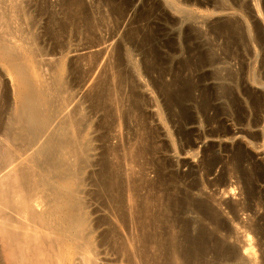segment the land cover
I'll return each mask as SVG.
<instances>
[{
  "label": "rangeland",
  "instance_id": "374dc122",
  "mask_svg": "<svg viewBox=\"0 0 264 264\" xmlns=\"http://www.w3.org/2000/svg\"><path fill=\"white\" fill-rule=\"evenodd\" d=\"M64 1L0 0V182L4 184L2 177L19 164L30 159L36 162L40 158L43 160V147L37 149L36 154L37 147L20 156L13 154L15 151L6 136L18 106L17 86L21 77L25 76L35 83L41 79L50 83L59 67H63L62 76L57 78L61 77L65 83L60 96L65 103V110L60 116L68 121L64 132L74 137L78 131L70 121H79V145L85 147L83 161L77 164L75 172L64 170L62 173L66 180L73 177L77 180V198L86 216L85 227L79 230L81 237L76 238L74 231L58 232L59 221L54 216L47 217L54 233L46 229L43 231V224L36 225L39 239L36 243L43 251V261L34 264H247L246 260L248 264H264V113L260 109L264 103V67L260 60L264 48V0H240L243 3L231 0L232 3H227L226 13L221 14L213 12V8L217 7L214 0H191L197 4L193 6H186L185 0H82L84 10L92 20V28L80 23L76 29L68 23L67 29L55 36L53 32L57 31L58 23L65 21L69 13ZM180 9L186 10L191 17L193 15L195 21L183 19ZM177 11L180 12L177 14ZM229 19L239 27L243 26L240 29L246 36L250 31V35L260 37L256 45L248 44L247 52L241 48V54L238 52L240 57L228 58L230 54L224 46L227 34L218 33L215 28L216 24ZM4 48L8 52L3 51ZM133 66L144 75H135V83L141 87L135 90L139 96L137 103L141 100L143 106L139 107V113L132 111L133 116L126 117L123 111L130 109L137 100L130 96L133 95L131 85L128 87L127 84L123 88L121 107L115 106L112 109L115 115L111 113L112 118L106 117L103 111L96 109L95 86L109 78L112 84L121 73H130ZM228 71L233 74L234 80H226ZM216 74L219 76L216 77ZM254 76L261 78L260 85L252 83L250 78L255 79ZM186 81L191 82V90L188 98L182 95L179 104L173 106L161 96L159 85L177 88ZM125 100H131V103ZM168 105L172 107L168 108ZM255 115L260 116L259 121ZM60 116L55 125L63 122ZM142 124L148 133L151 132V145L155 152L151 155L153 157L146 159V163L142 160L135 163L132 162V152L137 148V137L144 132L140 130ZM6 148L12 154L8 160L2 156ZM109 149H116L122 162V180L127 186H123V212L121 209L113 212L103 202L95 185L101 159L112 160ZM38 150L40 157L37 156ZM74 160L73 156H69L71 163ZM54 170V165L46 163L42 174L48 176L54 174ZM159 170L170 180L167 186L157 184L156 191L177 200L173 204L174 209L172 207L171 213H168V221L157 233L168 243L170 238H175L174 242H180L182 249H186L184 246L189 249L196 241L194 245L197 247L191 248V255L185 254L186 249V252L184 250L182 254L173 256L168 245L166 251L164 246L152 243L145 246L139 240L141 231L135 219L132 185L143 176L145 180L155 182ZM46 192L39 200L42 202L41 208H38V211H43L41 214L50 208L48 205L45 208L51 195L48 190ZM237 205L240 208L234 210ZM207 210L212 211L208 214ZM5 212L12 214L8 210ZM12 215V219L17 220ZM1 244L0 240V264H10ZM244 249L252 254L250 261L251 256L243 255ZM231 250L237 252L235 256L242 255L238 261H233L235 256L231 258Z\"/></svg>",
  "mask_w": 264,
  "mask_h": 264
},
{
  "label": "bare ground",
  "instance_id": "6f19581e",
  "mask_svg": "<svg viewBox=\"0 0 264 264\" xmlns=\"http://www.w3.org/2000/svg\"><path fill=\"white\" fill-rule=\"evenodd\" d=\"M14 1V0H13ZM217 7L213 8V12H219L221 14L228 10L227 3L231 0H214ZM238 1V0H232ZM240 1V0H239ZM184 2V1H183ZM186 2V3H185ZM186 6H193L197 4H193L191 0H185ZM243 3L242 1H240ZM197 3V2H196ZM214 3V2H213ZM232 3V2H231ZM237 3V2H236ZM64 6L66 7L67 13L66 20L63 22L58 23L57 31L53 32L55 36H58L59 33L64 32L67 27L68 23L71 24L74 28L77 29L79 27V24L82 23L83 26L85 25L87 28H92V20L90 19V16L86 14L84 7L82 5V0H66L64 1ZM179 4V3H178ZM210 4V3H209ZM257 4V3H256ZM259 4V2H258ZM257 4V5H258ZM184 5V6H185ZM212 6V4H210ZM235 5V4H233ZM239 5H241L239 3ZM237 5V8H239ZM260 5V4H259ZM243 6V5H242ZM240 6V8L242 7ZM201 7V6H200ZM214 7V6H213ZM236 7V6H235ZM189 8V7H188ZM234 8V7H233ZM185 9V8H184ZM207 9V8H206ZM209 9V8H208ZM261 9V7H260ZM230 10V9H229ZM232 10V9H231ZM236 10V9H235ZM238 10V9H237ZM242 10V9H241ZM258 10V9H257ZM181 11V9H180ZM179 11V12H180ZM185 11V12H183ZM240 11V10H238ZM259 11V10H258ZM257 11V12H258ZM177 11V14L179 13ZM186 10H182L181 14L184 15L182 18H186L188 20L193 21V15L192 17L189 15V13H186ZM253 12V11H252ZM226 13V12H225ZM244 13V12H243ZM251 13V12H249ZM262 13V12H261ZM180 14V15H181ZM259 14V12H258ZM244 15V14H243ZM260 15V14H259ZM241 16V15H240ZM262 16V15H261ZM197 17V15H196ZM252 17V16H251ZM200 18V17H199ZM202 18V17H201ZM235 18V17H234ZM52 19V18H51ZM196 18H194L195 21ZM263 19V18H262ZM80 22H79V21ZM241 20V19H240ZM250 20V19H249ZM257 20V19H256ZM193 21V22H194ZM204 21V19L202 20ZM235 21V19H234ZM52 22V20H50ZM237 22V20H236ZM235 22V23H236ZM240 22V21H239ZM247 22V21H246ZM209 23V22H208ZM241 23V22H240ZM250 23V22H249ZM252 24V23H251ZM257 24V23H256ZM184 25V24H183ZM196 25V23H195ZM242 25V24H241ZM204 26V25H203ZM200 27V26H199ZM208 27V26H207ZM214 27V25H213ZM243 28V26L239 27V24H234L232 20H223L222 22L216 24L215 28L218 31V33H226V40H225V49L227 52H229L230 55H228V58H235L240 57L238 55V52L243 50V52H247V46L248 44H255L258 41L259 36H252L245 35L243 29L241 31L240 28ZM247 27V24H246ZM209 28V27H208ZM211 28V27H210ZM239 28V29H238ZM250 28V27H248ZM257 28V27H256ZM197 29V26H196ZM201 29V28H200ZM237 29V30H236ZM245 29V28H244ZM247 29V28H246ZM248 30V29H247ZM194 31V30H193ZM215 31V30H214ZM246 32V31H245ZM209 33V32H208ZM216 33V34H218ZM257 33V32H256ZM201 34V33H200ZM204 34V33H203ZM202 34V35H203ZM225 34V35H226ZM219 35V34H218ZM254 35V34H253ZM220 36V35H219ZM218 36V37H219ZM222 36V35H221ZM209 37V36H208ZM214 37V36H213ZM200 38V37H199ZM207 38V37H206ZM205 38V39H206ZM260 38V37H259ZM215 39V38H214ZM262 39V38H261ZM203 41V40H202ZM208 41V40H207ZM205 41V43L207 42ZM215 41V40H214ZM210 42V41H209ZM216 42V41H215ZM224 42V41H221ZM202 43V42H201ZM212 44V43H211ZM251 44V45H252ZM216 45V43H215ZM256 45V44H255ZM260 45V43L258 44ZM209 46V45H206ZM213 46V45H212ZM221 46V45H220ZM261 46V45H260ZM263 46V45H262ZM210 47V46H209ZM250 47V45H249ZM2 48V47H1ZM214 48V47H213ZM236 51H232V49ZM262 48V47H258ZM3 49V48H2ZM203 49V48H202ZM211 49V48H210ZM7 51V49L4 48L3 51ZM205 50V49H204ZM209 50V49H208ZM215 50V49H214ZM241 50V52H242ZM8 52V51H7ZM206 52V51H205ZM209 52V51H208ZM226 52V53H227ZM261 52V50L259 51ZM212 53V52H211ZM240 53V52H239ZM224 54V53H223ZM241 54V53H240ZM209 55V54H208ZM245 55H248L246 53ZM256 55V54H255ZM260 55V54H259ZM261 64L262 67H264V48H262V54H261ZM15 56V55H12ZM10 57V56H9ZM216 57V56H215ZM259 57V56H258ZM11 58V57H10ZM212 58V57H211ZM218 58V57H217ZM227 58V59H228ZM247 58V57H246ZM13 59V58H12ZM242 59V58H241ZM257 59V58H256ZM212 60V61H211ZM210 61L213 62V59ZM215 60V59H214ZM230 60V59H229ZM249 60V59H248ZM216 61V60H215ZM228 61V60H227ZM226 61V62H227ZM231 61V60H230ZM246 61V60H245ZM201 62V61H200ZM223 62V61H222ZM234 62H236L234 60ZM242 62V61H241ZM214 63V62H213ZM212 63V64H213ZM216 63V62H215ZM218 63V62H217ZM216 63V64H217ZM231 63V62H230ZM227 62V64H230ZM233 63V62H232ZM223 64V63H222ZM225 64V63H224ZM237 64V63H236ZM210 65V64H209ZM227 66V65H226ZM249 66V65H247ZM244 67V66H243ZM62 68V69H61ZM59 67L58 73L54 74V78L51 80L50 83L43 81L42 79L39 80L37 83L34 81H31L30 79H27L24 77H21L18 81V90H17V109L14 114V118L9 125L6 136L9 141V144L13 146V150L15 151L13 154L20 156L23 152L27 153L30 150H32L34 147L36 148V151L34 152L36 154L37 149L43 147L44 151L41 153L42 155V161L41 158L40 161L36 162L33 159L27 160V163H21L15 168L11 169L5 176L2 177V180H5V183L3 184L0 182V207H3L5 210H8L12 212V214L15 215L17 220L12 219V214L8 213V215L3 214L2 208L0 210V240L1 243H3L5 247V252L7 254V259L10 262V264H34L35 263H42L43 261V251L40 248V244L38 245L36 242L37 240V233H36V226L38 223L41 225L43 224V231L45 229L49 231V233H54L53 228L50 226V219L47 217L54 216L58 221L59 224L56 227V230L58 232H71L74 231V235L77 238L81 237V232L79 230L86 224L85 214L81 211L80 201L77 198L76 193V178H70L65 179L63 177L62 173L64 170H69L75 172V168L78 167V163L83 161V156L85 152V147L82 148L79 145V138H80V130H78L79 127V121L73 120L70 121L72 126L76 128L78 131L77 134L74 137H71L69 134L65 133V125L68 123L67 119L65 117L62 119L60 115L65 110V103L61 99V94L63 93L65 89V83L62 81V78H57L59 76H62L63 73H61L63 67ZM137 69V70H136ZM226 69V68H225ZM263 70V69H262ZM230 71V70H229ZM228 71V74H225V77L228 78L226 80L233 79V74H230ZM126 72V71H124ZM214 72V71H213ZM223 72V71H221ZM233 72V71H232ZM235 72V69H234ZM241 72V70H240ZM243 72V71H242ZM241 72V73H242ZM248 72V71H247ZM61 73V74H60ZM239 74V73H238ZM262 74V73H261ZM135 75L137 77H141L143 75L142 72L138 71V68L132 67V71L130 73H121L118 75L116 80L111 84L110 78L108 80H103L100 83H97V85L94 88L95 96H96V109L103 111L106 115L111 117V113L113 115L112 109L116 108L115 106L121 107L122 101V95L123 94V88L125 85L129 84L130 92L134 96L133 98L136 100L134 103L131 104L130 109L127 111H123L126 117H131L132 111L138 112L139 107L143 106L142 101L139 104L138 101V94L135 93L136 89H139L138 85H136L135 81ZM235 75V74H234ZM144 76V75H143ZM219 76V75H218ZM216 74V77H218ZM223 76V75H222ZM236 76V75H235ZM240 76V75H239ZM213 77V76H212ZM237 77V76H236ZM250 77V76H249ZM255 79L250 78L252 83H255V85H260V79H256V76H254ZM258 77V75H257ZM220 78V77H219ZM218 78V81H219ZM238 78V77H237ZM236 78V79H237ZM264 78V77H262ZM222 79V78H221ZM224 79V78H223ZM234 80V79H233ZM239 80V79H238ZM223 82V81H222ZM227 82V81H226ZM235 82V81H234ZM238 82V81H237ZM138 83V82H137ZM231 83V82H230ZM222 84V83H221ZM262 84V83H261ZM157 85V84H156ZM239 85V84H238ZM158 86V85H157ZM161 90V96H164L168 103H170L174 106L176 103H180L182 99V95L188 98L190 90H191V82L186 81L181 83V85L177 88H171L172 85H159ZM227 86V85H226ZM224 87V86H223ZM159 88V89H160ZM233 89V88H232ZM219 90V88H218ZM230 90V89H229ZM130 93V94H131ZM221 93V92H219ZM227 94V93H226ZM258 96V95H257ZM139 97V96H138ZM219 97V96H218ZM221 97V96H220ZM190 98V97H189ZM262 98V97H261ZM126 99V98H125ZM141 99V98H139ZM163 99V98H162ZM165 99V102H166ZM260 99V98H259ZM224 100V99H223ZM257 100V99H256ZM129 101L131 103V100H125ZM124 101V102H125ZM144 101V100H143ZM183 101V100H182ZM133 102V100H132ZM229 102V101H228ZM255 102V100H254ZM257 102V101H256ZM259 102V101H258ZM126 103V102H125ZM128 103V104H129ZM166 102V104H168ZM178 103V104H179ZM208 103V102H207ZM263 103V101H262ZM177 104V105H178ZM234 104V103H233ZM250 104V103H249ZM256 104V103H254ZM261 104V103H259ZM257 103V105H259ZM124 105V104H123ZM130 105V104H129ZM156 106V105H155ZM171 106V105H170ZM168 105V108H170ZM180 106V105H178ZM231 106V105H230ZM255 108L257 109L256 105ZM172 107V106H171ZM202 107V106H201ZM206 107V106H205ZM204 107V108H205ZM229 107V106H228ZM235 107V106H234ZM158 108V106H157ZM224 108V107H223ZM231 108V107H230ZM253 108V109H255ZM259 108V107H258ZM118 109V108H117ZM235 109V108H234ZM260 109L264 113V103L260 105ZM116 110V109H115ZM113 110V111H115ZM157 110V109H156ZM204 110V109H203ZM206 110V109H205ZM260 110V111H261ZM120 111V109H119ZM141 111V110H140ZM181 111V110H180ZM226 111V110H225ZM254 111V110H253ZM256 111V110H255ZM156 112V111H155ZM159 113V111H157ZM161 112V111H160ZM236 112V111H235ZM244 112V111H243ZM259 112V110H258ZM139 113V112H138ZM257 113V112H256ZM255 113V114H256ZM260 113V112H259ZM142 114V113H140ZM138 114V115H140ZM233 114V113H232ZM242 114V113H241ZM245 114V113H244ZM253 114V113H252ZM103 115V116H104ZM115 115V114H114ZM113 115V116H114ZM159 115V114H158ZM240 115V114H239ZM258 115V114H256ZM255 115V117H256ZM264 115V114H263ZM61 117L60 121L55 125V120L58 117ZM133 116V115H132ZM160 116V115H159ZM140 117V116H138ZM142 117V116H141ZM140 117V118H141ZM264 117V116H263ZM112 118V117H111ZM114 118V117H113ZM235 118V117H234ZM245 118V117H244ZM258 121L260 120V116L256 117ZM106 119V118H105ZM142 119V118H141ZM251 119V118H250ZM113 120V119H112ZM161 121V119H160ZM114 122V121H113ZM256 122V121H255ZM144 123V122H143ZM160 123V122H159ZM248 123V122H247ZM252 123L251 121L249 122ZM248 123V124H249ZM257 123V122H256ZM110 124V123H109ZM239 124V123H238ZM247 124V125H248ZM253 124V123H252ZM106 125V124H105ZM244 125V123H243ZM242 125V126H243ZM112 126V124H111ZM253 126V125H251ZM256 126V124H255ZM253 126V127H255ZM109 127V125H108ZM162 127V126H161ZM250 127V126H248ZM145 125H140V130L144 131L142 134L137 137V144L132 152V162H138L143 161L146 163V159L150 157L154 152L153 145H151V132L148 133L147 130H145ZM243 128V127H242ZM108 129V128H107ZM150 130V129H149ZM249 130V129H248ZM261 132V131H258ZM156 133V132H155ZM153 135V134H152ZM258 135V134H257ZM251 136V135H250ZM249 136V137H250ZM170 140V139H169ZM255 141V140H254ZM170 142V141H169ZM153 144V143H152ZM173 144V143H172ZM188 144V143H187ZM155 145V144H154ZM135 146V144H134ZM111 147V146H110ZM107 148V147H106ZM109 148V147H108ZM117 148V147H116ZM111 149V148H110ZM109 149V150H110ZM42 150V149H40ZM38 150V153L39 151ZM108 150V149H107ZM106 150V152H107ZM109 152V151H108ZM112 154H111V153ZM110 155L112 156V160L109 161L107 159H101V167L97 174V178L95 181V185L97 187V192L104 203L109 205L111 207L113 212H116L117 210H120L122 207V199H123V180L121 175V170L123 172V169H121V159L118 156V152H116V149L110 150ZM11 151L6 148L3 152V158L5 160H8L10 156H12ZM107 154V153H106ZM105 154V155H106ZM127 154V153H126ZM239 154V153H238ZM34 155V154H33ZM39 154H37L38 157ZM104 155V154H103ZM104 155V157H106ZM131 155V153L129 154ZM127 155V156H129ZM69 156H73L75 158L74 163H71L69 161ZM126 156V157H127ZM36 157V155L34 156ZM153 157V156H151ZM244 157V156H243ZM30 158V157H29ZM33 158V157H32ZM123 158V157H122ZM131 158V156H130ZM239 158V157H238ZM124 160V159H123ZM145 160V161H144ZM150 161V160H149ZM154 161V160H153ZM238 161V160H237ZM241 161V159H240ZM243 162V161H242ZM46 163H50L55 166L54 174H49L48 176H44L42 173L44 166ZM165 163V162H164ZM128 164V163H127ZM158 164V163H157ZM139 165V164H138ZM153 165V164H152ZM238 165V164H237ZM143 166V165H142ZM141 167V165H140ZM155 167V166H154ZM54 168V167H52ZM136 168V167H135ZM142 168V167H141ZM165 168V167H164ZM166 169V168H165ZM209 169V168H208ZM237 169V168H236ZM158 170V169H157ZM213 170V168H212ZM257 170V169H256ZM143 171V169H142ZM140 171V172H142ZM245 171V170H244ZM249 171V170H248ZM161 172L163 171H157V177L155 182L148 180H145V177L143 175V178L140 177L139 181L133 182V190H134V208L136 212V224L139 226V231H141V234L139 236V240H141L144 245L152 243L154 246L163 247L164 250H166V246H169L170 253L175 256L177 254H182L188 246H184L186 249H182L177 242H174L175 238H170L171 244L167 242L164 238H159L157 231L161 229L163 224H165L168 221V213L171 211V208L173 207L174 202L177 200L172 196L168 195H160L158 191H156L157 187L156 185H166L168 184L169 180L166 179V177L169 178V176H164ZM229 172V171H228ZM143 173V172H142ZM226 173V172H225ZM131 174V173H130ZM129 174V175H130ZM141 174V173H140ZM254 174V173H253ZM135 175V174H134ZM139 175V174H138ZM145 175V174H144ZM210 175V174H208ZM264 175V174H263ZM262 175V176H263ZM128 176V175H126ZM235 176V175H234ZM245 176V175H244ZM134 177V176H133ZM240 177V176H239ZM238 177V178H239ZM220 178V177H219ZM233 178V177H232ZM138 179V178H137ZM231 179V178H230ZM240 179V178H239ZM242 179V178H241ZM233 180V179H232ZM254 180V179H253ZM168 181V182H167ZM231 181V180H230ZM247 181V180H246ZM172 182V181H171ZM219 182V181H218ZM221 182V181H220ZM50 185H49V184ZM127 183V182H126ZM175 183V182H174ZM195 183V182H194ZM193 183V184H194ZM216 183V181H215ZM226 183V182H225ZM230 184V183H228ZM244 184V183H243ZM261 184V183H260ZM47 185V186H46ZM196 185V184H194ZM245 185V184H244ZM126 186V185H125ZM130 186V185H129ZM128 186V187H129ZM167 186V185H166ZM221 186V185H220ZM233 186V185H232ZM127 187V186H126ZM162 187V186H160ZM200 187V186H199ZM216 187V186H215ZM228 187V185H227ZM236 185L234 186L235 189ZM176 188V187H175ZM197 188V187H196ZM202 188V187H201ZM229 188V187H228ZM245 188V187H244ZM248 188V187H247ZM218 189V188H217ZM216 189V190H217ZM222 188H220L221 190ZM227 189V188H226ZM243 189V188H242ZM51 193L49 196V199L47 201L46 206L48 205L50 208L45 211L44 214H41L43 211H38V208H41L42 202L39 200L42 199V194H46L47 191ZM145 191L142 194V191ZM166 190V189H165ZM169 190V189H168ZM174 190V189H173ZM176 190V189H175ZM178 190V189H177ZM189 190V189H188ZM192 190V189H191ZM229 190V189H228ZM127 191V190H126ZM231 191V190H230ZM236 191V190H234ZM238 191V190H237ZM217 192V191H216ZM223 192V191H222ZM225 192V191H224ZM228 192V191H227ZM128 193V191H127ZM126 193V194H127ZM193 193V192H192ZM204 193V192H203ZM40 194V195H39ZM130 194V193H129ZM128 194V195H129ZM199 194V193H198ZM216 194V193H215ZM238 194V193H237ZM242 194V193H241ZM247 194V193H246ZM249 194V193H248ZM128 197V196H127ZM205 197V196H204ZM215 197V196H214ZM233 197V196H232ZM133 198V197H132ZM193 198V197H192ZM203 198V197H202ZM206 198V197H205ZM237 198V197H236ZM252 198V196H251ZM131 199V198H130ZM129 199V200H130ZM208 199V198H207ZM216 199V198H215ZM246 199V198H245ZM127 200V199H126ZM128 200V201H129ZM186 200V198H185ZM214 200V199H213ZM238 200V199H237ZM127 201V202H128ZM210 201V200H209ZM208 201V202H209ZM212 201V200H211ZM251 201V200H250ZM102 202V203H103ZM125 202V201H124ZM197 202V201H196ZM207 202V201H206ZM246 202V201H245ZM192 203V202H191ZM205 203V202H204ZM237 203V202H236ZM249 203V202H248ZM256 203V202H255ZM132 204V203H131ZM177 203H175L176 205ZM199 204V203H198ZM208 204V203H207ZM211 204V203H210ZM214 204V202H213ZM250 204V203H249ZM103 205V204H102ZM106 206V205H105ZM133 206V205H132ZM222 206V204H221ZM244 206V205H243ZM103 207V206H102ZM190 207V206H189ZM223 207V206H222ZM258 207V206H257ZM262 207V206H261ZM107 208V207H106ZM105 208V209H106ZM127 208V207H126ZM132 208V207H131ZM130 208V209H131ZM213 208V207H212ZM237 208H240L239 205L234 206V210ZM245 208V207H244ZM128 209V208H127ZM174 209V207H173ZM208 209V207H207ZM253 209V207H252ZM256 209V208H255ZM110 210V209H109ZM179 210V208H178ZM201 210V208H200ZM206 210V209H205ZM220 210V208H219ZM38 211V212H37ZM122 211V209L120 210ZM132 211V210H131ZM198 211V210H197ZM208 214L211 213L210 210H207ZM239 211V210H238ZM3 212V213H2ZM123 212V211H122ZM240 212V211H239ZM171 213V212H170ZM190 213V212H189ZM199 213V211H198ZM201 213V212H200ZM11 214V217H10ZM214 214V213H213ZM223 214V213H222ZM240 214V213H239ZM256 214V213H255ZM124 215V214H123ZM134 215V214H133ZM200 215V214H199ZM216 215V214H215ZM258 215V214H257ZM197 216V215H196ZM211 216V215H210ZM221 216V215H220ZM230 216V215H229ZM227 216V217H229ZM246 216V215H245ZM248 216V215H247ZM254 216V215H253ZM256 216V215H255ZM121 217V216H120ZM133 217V216H132ZM171 217V216H170ZM234 217V216H233ZM243 217V216H242ZM175 218V217H174ZM211 218V217H210ZM220 218V217H219ZM254 218V217H253ZM259 218V217H258ZM123 219V218H122ZM133 219V220H135ZM178 219V218H177ZM190 219V218H189ZM224 219V217H223ZM231 219V218H230ZM24 220V221H23ZM124 220V219H123ZM199 220V219H198ZM210 220V219H209ZM240 220V219H239ZM25 223H23V222ZM171 221V218H170ZM174 221V219H173ZM178 221V220H177ZM233 221V220H232ZM237 221V220H236ZM242 221V220H241ZM190 222V221H189ZM202 222V221H201ZM205 222V221H204ZM207 222V219H206ZM219 222V221H218ZM234 222V221H233ZM124 223V222H123ZM174 223V222H173ZM212 223V222H211ZM235 223V222H234ZM134 224V223H133ZM195 224V223H194ZM215 224V223H214ZM232 224V223H231ZM237 224V223H236ZM253 224V223H252ZM169 225V223H168ZM222 225V224H221ZM224 225V224H223ZM227 225V224H226ZM42 226V225H41ZM40 226V230H41ZM166 226V225H165ZM193 226V225H192ZM237 226V225H236ZM235 226V227H236ZM241 226V224H240ZM243 226V225H242ZM241 226V227H242ZM259 226V225H258ZM32 227L33 229H31ZM202 227V226H201ZM207 227V226H206ZM215 227V226H214ZM239 227V226H238ZM247 227V226H246ZM195 228V227H194ZM243 228V227H242ZM39 229V228H37ZM241 229V228H239ZM38 230L37 232H40ZM116 230V229H115ZM165 230V229H164ZM187 230V229H186ZM196 230V229H195ZM194 230V231H195ZM207 230V229H206ZM238 230V229H237ZM245 230V229H244ZM42 231V232H43ZM148 231V232H147ZM172 231V230H171ZM190 231V230H189ZM201 231V230H200ZM209 231V230H208ZM213 231V230H212ZM251 231V230H250ZM258 231V230H257ZM260 231V230H259ZM160 232V231H159ZM218 232V231H217ZM222 232V231H221ZM238 232V231H237ZM249 233V232H248ZM264 233V232H263ZM172 234V233H171ZM195 234V233H194ZM231 234V233H230ZM241 234V232H240ZM244 234V233H243ZM247 234V233H246ZM254 234V233H253ZM199 235V234H198ZM214 235V233H213ZM249 235V234H248ZM251 235V234H250ZM193 236V235H192ZM202 236V235H201ZM243 236V235H242ZM246 236V235H245ZM168 237V236H167ZM181 237V236H180ZM213 237V236H212ZM219 238V237H218ZM243 238V237H242ZM178 239V238H177ZM176 239V240H177ZM201 239V238H200ZM216 239V238H215ZM162 240V241H161ZM180 240V239H179ZM204 240V239H202ZM232 240V239H231ZM241 240V239H240ZM246 240V239H245ZM220 241V240H219ZM250 241V240H249ZM39 242V241H38ZM244 242V241H243ZM246 242V241H245ZM41 243V242H40ZM189 243V242H188ZM196 243V241L194 242ZM193 243V246L189 247L187 249V255H191L193 252V248L195 245ZM217 243V242H216ZM223 243V242H222ZM236 243V242H235ZM234 243V244H235ZM251 243V242H250ZM151 244V245H152ZM2 245V244H1ZM2 245V246H3ZM191 245V244H190ZM217 245V244H216ZM241 245V243H240ZM239 245V246H240ZM146 246V245H145ZM226 246V245H225ZM243 246V245H242ZM251 246V245H250ZM197 247V246H195ZM241 247V246H240ZM249 247V246H248ZM239 248V247H238ZM162 249V250H163ZM236 249V248H235ZM158 250V249H157ZM237 250V249H236ZM241 250V249H240ZM245 250V249H244ZM167 251V250H166ZM192 251V252H191ZM198 251V250H197ZM252 251V250H251ZM202 252V251H200ZM210 252V250H209ZM227 252V251H226ZM230 252V251H229ZM244 256L247 257L251 256L249 250H245ZM168 253V252H167ZM169 253V255H170ZM195 253V252H194ZM183 254V255H185ZM203 254V253H202ZM226 254H229L228 252ZM232 257L237 254V252H232ZM261 254V253H260ZM168 256V255H167ZM204 256V255H203ZM242 256V255H240ZM239 255L235 256L236 258L233 259V261L237 259H240ZM226 257V256H225ZM248 257V258H249ZM192 258V257H191ZM230 259V257H227ZM245 258V257H243ZM252 256L249 258V261L251 260ZM263 258V257H262ZM261 258V260H262ZM174 259V258H173ZM255 259V258H254ZM194 260V259H193ZM198 260V259H197ZM205 260V259H204ZM241 260H246L242 259ZM257 260V259H256ZM260 260V261H261ZM248 264V260H246ZM231 262V261H230ZM241 262V261H240ZM254 262V261H253ZM242 263V262H241ZM218 264V263H217ZM227 264V263H226ZM256 264V263H254ZM260 264H263L260 263Z\"/></svg>",
  "mask_w": 264,
  "mask_h": 264
}]
</instances>
